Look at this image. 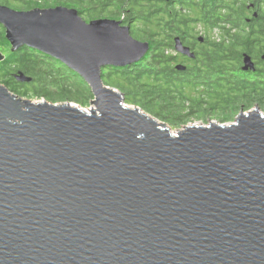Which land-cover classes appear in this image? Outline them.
<instances>
[{
	"label": "water",
	"instance_id": "obj_1",
	"mask_svg": "<svg viewBox=\"0 0 264 264\" xmlns=\"http://www.w3.org/2000/svg\"><path fill=\"white\" fill-rule=\"evenodd\" d=\"M0 25L11 52L60 62L94 106L22 101L0 85V264H264L260 111L172 134L102 81L149 50L128 27L61 6H0Z\"/></svg>",
	"mask_w": 264,
	"mask_h": 264
},
{
	"label": "flooded vegetation",
	"instance_id": "obj_2",
	"mask_svg": "<svg viewBox=\"0 0 264 264\" xmlns=\"http://www.w3.org/2000/svg\"><path fill=\"white\" fill-rule=\"evenodd\" d=\"M112 4L109 10L113 18L106 19L128 27L129 32L147 19L160 23L162 40L169 36L168 48H159L164 50L159 59L160 75L170 79L171 84L205 86L207 93L203 98L209 106L211 86L217 82L224 84L231 100L234 92H238L240 100L252 94V100H242L234 119L241 111L264 110V0H113ZM175 39L188 49L190 56L176 51ZM149 52L150 48L138 63L151 64ZM178 66L184 69L178 70ZM217 70L224 72L218 74ZM195 97L198 95L192 98ZM232 112L233 103L214 110L215 115L230 116Z\"/></svg>",
	"mask_w": 264,
	"mask_h": 264
},
{
	"label": "trees",
	"instance_id": "obj_3",
	"mask_svg": "<svg viewBox=\"0 0 264 264\" xmlns=\"http://www.w3.org/2000/svg\"><path fill=\"white\" fill-rule=\"evenodd\" d=\"M11 1L17 2L0 0V4L16 11L66 7L76 10L87 22L99 17L113 18L114 15L109 10V7L113 6V0H24L22 4L25 3V6L22 8L12 7L14 3ZM160 27L157 20L147 19L129 32L133 39L149 44L152 62L147 64L145 70H140L135 65L125 68L107 67L102 71L103 83L110 88L118 89L126 102L137 105L141 110L172 126L184 127L191 118L203 119L207 115H215L214 110L221 108L225 103H233L232 114L229 116L219 113L218 116L222 118V122L234 119L233 114L239 111L242 100H252L254 98L252 94L240 100L238 92H234V98L231 100L224 91V84L217 82L211 86L210 107L203 98L207 93L205 86L197 90L198 86L191 84H171L170 79H164L160 75L162 63L159 59L164 50L159 51V48H168L169 41V36L164 40L160 37ZM0 45L9 46L1 26ZM217 71L218 74L224 72ZM17 73H22L31 81L18 82L14 77ZM0 84L5 85L8 91L17 97L43 98L50 103L74 102L86 106L93 99L90 88L77 74L60 62L27 47L15 52L10 51L0 62ZM194 94L198 97L192 98ZM251 105L252 103L245 108L248 109Z\"/></svg>",
	"mask_w": 264,
	"mask_h": 264
},
{
	"label": "rangeland",
	"instance_id": "obj_4",
	"mask_svg": "<svg viewBox=\"0 0 264 264\" xmlns=\"http://www.w3.org/2000/svg\"><path fill=\"white\" fill-rule=\"evenodd\" d=\"M29 1V0H28ZM24 2V0H17L16 3H14V7L15 8H22L24 5L22 4ZM81 17V16H80ZM82 18V17H81ZM11 51V47L10 45L9 46H2L0 45V53L2 55H4V57H6L8 55V53ZM137 64V63H136ZM147 62L146 64H143V63H138L136 66V68L140 69V70H144L147 68ZM149 65V64H148ZM150 67V66H149ZM1 86H4L3 84H0ZM114 90L118 91V89L116 88H113ZM197 90H201L200 87L196 88ZM195 96H197V94H194ZM20 99H22V101H31L33 103H42L45 101V99L43 98H35V97H20ZM124 98V105L127 106V107H130V108H135V107H138L137 105L135 104H131V103H128L125 101V97L123 96ZM64 103H67V102H58V103H52V104H64ZM71 103L72 105H75V106H78L79 108H81L82 110L84 111H88L90 109H93L94 106L91 104V102H89L86 106H82L80 104H76L74 102H69ZM140 108V107H138ZM145 114H147L148 116L150 117H153L155 118L159 123L161 124H164L166 128H168L172 134H176V132L179 130V129H182L183 127H176V126H172L170 125L168 122L166 121H163L162 119L158 118V117H155L147 112H145L144 110H142ZM261 113L264 115V110L261 111ZM234 118V117H233ZM234 121V119L232 120H229V121H226V122H222V118L218 115H207L206 118H203V119H198V118H191L188 120V123L186 125H207L208 123L210 122H214V123H220V124H229V123H232Z\"/></svg>",
	"mask_w": 264,
	"mask_h": 264
}]
</instances>
